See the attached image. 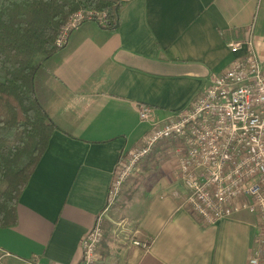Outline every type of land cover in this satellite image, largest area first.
Instances as JSON below:
<instances>
[{
	"label": "crops",
	"instance_id": "1",
	"mask_svg": "<svg viewBox=\"0 0 264 264\" xmlns=\"http://www.w3.org/2000/svg\"><path fill=\"white\" fill-rule=\"evenodd\" d=\"M252 38L264 55V0H127L117 27L84 22L49 61L44 106L59 128L19 195L17 223L0 228V264H77L79 242L105 206L119 155L148 125L189 107ZM159 143L123 183L131 239L107 234L100 264H247L255 225L234 215L204 225L184 206L175 161ZM103 260V261H102ZM97 264V263H96Z\"/></svg>",
	"mask_w": 264,
	"mask_h": 264
},
{
	"label": "built area",
	"instance_id": "2",
	"mask_svg": "<svg viewBox=\"0 0 264 264\" xmlns=\"http://www.w3.org/2000/svg\"><path fill=\"white\" fill-rule=\"evenodd\" d=\"M106 13L78 9L59 30L55 45L63 48L69 35L84 22L106 26ZM234 54L226 69L189 107L159 118L146 105H138V119L148 125L139 145L117 160L103 210L79 242L77 264H96L103 238V214L121 196L127 180L138 176L141 161L166 140H181L169 150L175 161L174 179L185 190L184 206L204 225L241 212L256 217L257 232L247 264H264V55L248 37L230 43ZM130 244L147 250L149 241Z\"/></svg>",
	"mask_w": 264,
	"mask_h": 264
},
{
	"label": "trees",
	"instance_id": "3",
	"mask_svg": "<svg viewBox=\"0 0 264 264\" xmlns=\"http://www.w3.org/2000/svg\"><path fill=\"white\" fill-rule=\"evenodd\" d=\"M126 1L0 0V228L16 225L19 195L59 129L44 106V81L48 61L60 50V28L78 9H95L106 13L105 28L114 29ZM161 143L166 152L181 140ZM106 238L103 232L102 248Z\"/></svg>",
	"mask_w": 264,
	"mask_h": 264
},
{
	"label": "rangeland",
	"instance_id": "4",
	"mask_svg": "<svg viewBox=\"0 0 264 264\" xmlns=\"http://www.w3.org/2000/svg\"><path fill=\"white\" fill-rule=\"evenodd\" d=\"M48 76H47V78H48ZM46 79L44 81V85L47 89ZM181 186H182V184H181ZM182 188H183V186H182ZM183 191H184V196H185L184 188H183ZM125 200L126 199L123 197V195L121 193L120 198L115 203H113L103 214V222L106 219L107 229H109L107 232H108V234H110V236H112L111 237L112 241L114 239V244H118V245L122 244L123 242L124 243L128 242L131 239V236L128 233V231H129V229H131L132 224H130V222H128L129 214L127 212H125V206H126ZM240 214L244 215L245 217H248V219L250 220V222L253 225V223L255 222V218H256L253 214H250L248 212H241L238 215H240ZM103 222H102V228L104 226ZM254 225H255V223H254ZM254 237H255V235H254ZM100 244H99V247L101 246ZM99 247H98V249H99ZM98 253H99V251H98ZM97 264H100V263L97 262Z\"/></svg>",
	"mask_w": 264,
	"mask_h": 264
},
{
	"label": "water",
	"instance_id": "5",
	"mask_svg": "<svg viewBox=\"0 0 264 264\" xmlns=\"http://www.w3.org/2000/svg\"><path fill=\"white\" fill-rule=\"evenodd\" d=\"M116 27H117V23H116V25H115Z\"/></svg>",
	"mask_w": 264,
	"mask_h": 264
}]
</instances>
